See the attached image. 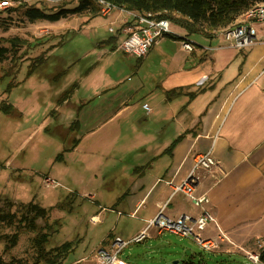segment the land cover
Here are the masks:
<instances>
[{
    "label": "crops",
    "instance_id": "0c3cea01",
    "mask_svg": "<svg viewBox=\"0 0 264 264\" xmlns=\"http://www.w3.org/2000/svg\"><path fill=\"white\" fill-rule=\"evenodd\" d=\"M98 17L80 24V30L96 31L94 19ZM102 17L116 25V29L109 31L108 38L97 39L92 47L115 51L109 39H116V45L123 39L125 32L121 27L128 16L112 11ZM255 27L257 33L252 46L237 49L221 35L189 34L176 26L173 29L179 35L191 37L199 46L191 52L183 48L170 51V44L180 43L166 35L140 59L138 68L131 65L132 73L138 76L137 82L127 81L128 73L124 76L108 73L109 69L98 65L102 57L80 80L67 73L64 87L75 81L77 87L62 105L72 103V96L77 94L75 127L77 133L89 131L86 138L78 137L74 141L71 152L84 153L88 170H96L102 164L101 156L95 157L98 151L100 154L101 139L91 141L87 136H94L91 134L103 124L104 116H111L119 131L122 117L130 116V122L137 123L131 146L127 145V138L114 136L121 145L118 159L125 161L132 153L131 162L140 163L122 170L124 173L129 170L133 176L128 177L127 191L117 199L130 208V213H142V224L135 234L160 211L174 218L185 213L199 216L200 208L182 194L174 193L168 183L183 181L191 173L196 156L210 150L216 164L208 170H199L200 179L195 184L198 194L208 195L207 208L215 216V221L204 231L206 237L217 242L210 252L244 256L251 244L264 239V23H256ZM52 45L56 44L52 42L48 46ZM139 87H145L144 96L154 102L149 103L151 111L147 116L137 122L131 116L130 100ZM200 87L205 89L198 92ZM172 90L177 93H170ZM63 106L57 107L63 119L73 117ZM175 140L176 145L170 150ZM81 141L85 144L83 150ZM147 153L151 155L143 160ZM141 166L145 168L142 173ZM201 260L207 264L204 258Z\"/></svg>",
    "mask_w": 264,
    "mask_h": 264
},
{
    "label": "rangeland",
    "instance_id": "374dc122",
    "mask_svg": "<svg viewBox=\"0 0 264 264\" xmlns=\"http://www.w3.org/2000/svg\"><path fill=\"white\" fill-rule=\"evenodd\" d=\"M5 1L9 5L0 8V18L7 19L10 26L8 30L0 28V37L17 36L27 42L20 50L23 62L9 61L0 69V107L2 103H11L15 107L10 114H4L0 108V209L9 211V202L12 205L10 211H17L19 216V204L33 201L45 207L47 215L46 218L36 220L34 229L20 222L8 226L0 221V255H4L6 261L20 259L34 262L39 258L36 240L42 234H47L48 240L43 244L45 252L64 242L72 244L64 264H99L97 251L101 247L110 246L115 237L128 241L142 224L141 212L130 216V208L117 201L127 191L128 177L133 176L129 170L126 173L122 170L127 165L140 163L131 162L132 153L126 158L121 155L125 161L118 159L121 145L119 140H114V136L127 138L126 143L131 146L130 142L137 132V123L132 124L130 116L122 117L119 131L114 125L117 122L110 120L111 116L106 114L103 124L97 127L95 134H91L94 136H87L91 141L101 139V151L95 157L101 156L102 164L96 170H88L83 160L84 153L71 152L74 141L78 137L86 138L89 132L82 130L77 133L75 127L78 123L77 94L72 96L74 104L70 101L65 104L74 119H63L64 116L59 114L57 107L63 106L61 100L65 91H75L77 87V81L64 87L67 73H73L80 80L87 69L97 65L102 57L103 61L98 65L109 69L108 73L116 72L120 76L128 73L129 79L126 80H135L138 76L132 73L131 65L138 68L141 60L117 50L108 51L109 48L105 47L97 48L94 45L93 49L97 39L109 37L110 27L116 29V25L108 23L107 18L102 17L105 15L101 11L98 14L100 17L94 19L93 27H97L96 31L93 29L85 33L80 30V24L86 23L90 18L86 13L60 21L34 23L21 16L18 10L7 13L8 8L22 3L56 9L62 4L58 1ZM66 3L72 7L77 5V0H66ZM174 24L173 28L178 26ZM126 25L124 23L121 29ZM188 38L194 41L191 37ZM52 42L56 45L48 46ZM0 45L8 46L4 42H0ZM181 49V43L169 45L170 51L178 52ZM38 57H41L38 69L27 76L30 62L25 60L31 61ZM21 65L22 68L17 72ZM7 71L12 75L1 78ZM139 73L142 74L143 70ZM137 81L138 79L135 80ZM62 86L64 90L61 89ZM145 87H139L130 100L131 116L137 122L147 116L143 106L154 102L144 96ZM94 124L96 123L93 126ZM84 145L81 141L82 150ZM150 155L147 153L142 157L143 160ZM14 233H18V241L14 247H8L11 243L9 237ZM150 235L152 236L141 243H129L119 255L121 261L133 264H174V261H178L177 264H184L189 259L198 262L200 258H204L207 264H252L246 255L257 251L259 247L257 239L245 251L244 256H227L202 249L191 237H180L172 232L159 234L156 230L150 231ZM261 240L264 241L262 238Z\"/></svg>",
    "mask_w": 264,
    "mask_h": 264
},
{
    "label": "trees",
    "instance_id": "16d2710c",
    "mask_svg": "<svg viewBox=\"0 0 264 264\" xmlns=\"http://www.w3.org/2000/svg\"><path fill=\"white\" fill-rule=\"evenodd\" d=\"M61 4L59 8L48 9L46 6L41 7L39 5H27L21 4L8 8L7 13H11L16 10L20 11L28 21L34 23L37 21H60L70 16H80L82 14H88L90 18L98 16L100 13V6L95 0H77V5L68 6L66 0H54ZM116 5L118 8H124L134 12L140 13H154L159 17L169 18L175 25L183 27L188 31L189 34H202L206 37L212 35L215 30H221L227 28L237 21V19L244 14L248 9L256 3L264 2V0H105ZM47 5V4H45ZM7 18V17H6ZM4 19V18H3ZM0 18V28L8 30L10 23H7V19ZM171 36V35H170ZM172 38L178 40L175 36ZM114 43L111 47L112 50L117 49L116 39H110ZM0 42L8 44V46L0 45V69L6 62H23V58H20V50L22 46L26 44L27 40L19 38L17 36L1 38ZM29 44V43H28ZM27 63L30 62V68L27 71V76L35 72L40 63L41 57L38 59H32L31 61L25 60ZM24 62V63H26ZM23 65L19 66L17 72L22 68ZM10 70V69H9ZM9 71L2 75L8 77ZM1 80V79H0ZM205 88L200 87L198 92L203 91ZM74 91V90H73ZM73 91H65V95L61 101L68 99V96ZM68 93V94H67ZM170 93H177L176 90L170 91ZM67 94V95H66ZM194 96V94H192ZM4 114H10L15 107L10 103L4 104L0 107ZM78 124V123H77ZM175 140L169 147L170 150L176 145ZM140 173L145 169L141 166ZM9 211H3L0 209V221L8 226H13L16 222H20L30 229L35 228V223L38 218H46L47 209L41 207L39 204L30 201L27 204H19V211L21 213L18 216L17 211L11 212V203H7ZM10 238V244L14 247L18 241V233H14ZM47 234H42L39 239L36 240V246L38 248V259L34 262H26L20 259L6 261L4 255H0V264H64L65 256L71 251L72 244L70 242H64L49 252L44 251L43 244L47 242ZM47 253L50 255L47 256ZM260 260L264 264V248L259 252ZM199 263L206 264L202 260L194 262L192 259L186 260L184 264Z\"/></svg>",
    "mask_w": 264,
    "mask_h": 264
},
{
    "label": "built area",
    "instance_id": "2783aa9c",
    "mask_svg": "<svg viewBox=\"0 0 264 264\" xmlns=\"http://www.w3.org/2000/svg\"><path fill=\"white\" fill-rule=\"evenodd\" d=\"M95 2L100 6V11L104 15L112 11H118L128 16V19L125 21L127 25L122 29L125 32V36L117 44V51L137 59H142L150 52L152 47L155 46L161 38L166 37V35L175 36L185 51L191 52L199 46V43L191 41V39L188 38L189 36L179 35L173 29L172 21L167 17H159V15L152 12L140 13L124 8L121 9L105 0H95ZM8 5L9 2L5 0L0 1V8H6ZM256 23H264V2L254 4L250 9L244 12L235 23L227 28L215 30L213 33L221 35L237 49H247L255 42L254 40L257 33V27H255ZM109 30L114 32L112 27H110ZM144 108L147 113L151 111L148 105H144ZM215 164V157H213L210 150L199 153L194 160L191 173L188 177L177 184H174L172 181L168 183L169 186L173 187L174 193L182 194L188 200H191L195 206L200 208L199 216L185 213L174 218L168 217L160 211L156 214V217L146 222L142 231L135 234L128 241L120 237H115L110 243V246L101 247L97 251L98 259L100 260L99 264H133L128 261H121L119 258L120 253L129 243H141L149 238L151 229L156 230L159 234L172 232L180 237H191L202 249L208 251L213 250L214 247L217 246V242L215 239L213 240L212 238L206 237L204 231L210 223L215 221V216L207 208V205L210 203L208 195L206 193L198 194L195 184L200 179L199 170H208ZM130 215L134 216L135 213H130ZM92 221L96 222L94 219ZM258 241L259 247L257 251L248 252L246 255L252 264L262 263L259 252L264 248L262 244L264 241L262 242L261 239Z\"/></svg>",
    "mask_w": 264,
    "mask_h": 264
},
{
    "label": "water",
    "instance_id": "95a60500",
    "mask_svg": "<svg viewBox=\"0 0 264 264\" xmlns=\"http://www.w3.org/2000/svg\"><path fill=\"white\" fill-rule=\"evenodd\" d=\"M178 263V261H174V264H177Z\"/></svg>",
    "mask_w": 264,
    "mask_h": 264
}]
</instances>
